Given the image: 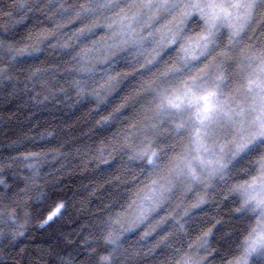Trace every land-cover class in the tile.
I'll list each match as a JSON object with an SVG mask.
<instances>
[{"label": "trees", "instance_id": "1", "mask_svg": "<svg viewBox=\"0 0 264 264\" xmlns=\"http://www.w3.org/2000/svg\"><path fill=\"white\" fill-rule=\"evenodd\" d=\"M139 1L109 8L115 0H0L4 52L41 49L18 60L0 54V264H100V257L109 264H229L256 227V215L236 213L242 197L232 190L260 176L264 146L202 184L175 180L171 161L188 134H176L177 119L157 115L149 94L175 69L168 70L174 45L156 38L148 50L138 44L130 51L131 42L117 36L121 17ZM85 7L94 11L85 15ZM156 17L137 39L161 31L165 22ZM255 19L236 59L264 52V6ZM186 29L194 37L202 25L193 20ZM227 43L225 34L217 51ZM226 71L236 82V62ZM77 81L87 88H75ZM147 147L162 155L155 168L139 159ZM41 193L46 201L37 199ZM53 202L66 207L42 226Z\"/></svg>", "mask_w": 264, "mask_h": 264}, {"label": "snow or ice", "instance_id": "2", "mask_svg": "<svg viewBox=\"0 0 264 264\" xmlns=\"http://www.w3.org/2000/svg\"><path fill=\"white\" fill-rule=\"evenodd\" d=\"M121 4H125V0H116L115 3H110L106 7L118 8ZM143 6L160 9L167 15L177 13L180 17L178 24L185 31L187 30L184 27L185 24H190L193 20H198L202 25L201 32L195 40L197 54L186 55L185 63L181 68L164 73L159 82L149 88L153 103L157 105V115L181 121L175 125L177 135L185 131L190 124L197 125L199 129L193 142L195 147L187 156L181 158L179 166L174 169L177 176L189 177L192 181L199 182L201 174L205 171H211L212 176L221 174L237 156L243 154L242 159L250 153L259 151L261 146H264V52H254L243 56L237 70L242 89L246 93V98L250 100L247 106L237 102L239 89L236 95L230 97L225 96V90L231 80L226 70H230L236 62V49L248 35L251 25L256 22V13L260 7L264 6V0H208V2L159 0V2H150ZM81 11L87 15L94 10L91 7H85ZM134 19L135 16H133ZM226 32L228 43L224 45L222 51H217L221 48ZM182 38V35L177 33L171 44L178 43ZM150 43L151 40L148 37L139 42L133 40L129 50H134L138 44ZM40 51L39 47H26L19 50L9 47L7 52H4V46L0 42V54L7 55L12 60L33 57ZM184 51L187 53L188 50ZM214 52L216 55L212 63L201 69L198 74L182 79L194 64L207 60ZM148 63L152 64L153 61L150 60ZM3 71L4 69H0V73ZM73 86L79 90L81 87L87 88L88 85L87 82L81 85V82L77 81ZM107 119L104 118L98 123H105ZM220 121H227L230 126L236 127L239 133V143L231 152V159L226 163L222 162L224 148L214 142L215 125ZM39 155V153L29 154L31 157ZM27 158L29 157H25ZM161 158V153L153 151L151 147L145 148L139 154V159L146 161L150 168L157 167V161ZM258 163L261 166V176L254 178L252 183L238 186L232 192L242 197L241 206L235 209L236 213L243 216L251 212L253 215H258L260 221H264V157H261ZM0 183L3 182L0 181ZM37 199L46 201L47 195L41 193ZM65 207L63 202H53L52 206L46 208L47 216L42 220V226L60 217ZM177 227L183 231V220L177 222ZM210 232L211 230L201 237L204 243ZM238 250L241 254L229 261V264H264V226L253 228L243 240L241 249ZM109 261V257H100V264H109Z\"/></svg>", "mask_w": 264, "mask_h": 264}, {"label": "rangeland", "instance_id": "3", "mask_svg": "<svg viewBox=\"0 0 264 264\" xmlns=\"http://www.w3.org/2000/svg\"><path fill=\"white\" fill-rule=\"evenodd\" d=\"M116 1V0H115ZM140 5L139 6H133L126 14L123 15V17H121V21H120V25L117 28V36L119 37V39L121 40L122 43H124L125 45L129 46V43L127 42H132L133 40H138L141 41L138 38H140L141 36V32H142V28L145 30L147 27L143 26L146 22L150 21L151 19H153L156 16L155 19H159L158 21H162L165 22L160 28L161 31L158 33L156 32L154 35H148L147 37L150 38L151 43L150 44H146L144 46H141L140 48L148 50L147 47L151 48L153 44H155V40L157 38V40H159L160 42H157L160 45H164L165 42H167L168 44L171 43V41L176 38L177 33H180L182 35V39L179 40L178 43L174 44V48L176 50L175 55H174V59H173V64L170 66V68L168 70H170L171 68H181L184 63H185V56H192V55H196L197 52L195 51V40L196 37L199 35V33L194 36V37H190V35L187 34V31H185L183 28H181L178 24V21L180 19L179 15L177 13H173L171 15H167L164 14L162 12V10L160 9H156V8H149V7H144L143 5H147L150 2H159V0H140ZM202 2H208V0H202ZM133 16H135V19L133 20ZM187 26V23L185 24L184 27ZM190 29V27H189ZM188 29V30H189ZM227 36V32L225 33ZM164 43H162V41ZM167 40V41H166ZM173 45V44H172ZM147 46V47H146ZM166 47V46H162ZM185 49H187V53H185ZM243 56H246V54H242L239 55L236 59V72L238 75V68L240 66V62L243 59ZM181 61V63L179 64V62ZM213 62V57H208L207 60H203L201 61L199 64H194L193 67H191L189 69V73H186L185 75L187 79L190 75H196L199 73V71L201 69L206 68L210 63ZM215 63H218L217 61H215ZM191 71V72H190ZM196 73V74H194ZM247 74V73H246ZM245 74V75H246ZM241 80L240 78L237 76L236 78V82L230 81L228 88L225 90V96H233L237 94V90L239 89V99H238V103L243 104L244 106H247L248 103L250 102L249 99L246 98V93L243 91L242 89V85L240 84ZM223 102V101H222ZM165 118L167 120H170L169 118H167L165 116ZM180 120H176V124L180 123ZM173 123V122H171ZM173 123V127H175V125ZM198 126L195 124H190L187 126L186 129V133L188 134V137L186 139L185 142V147H184V152L181 153V155L176 156L172 159L171 161V165L170 167L173 168V174L176 175L175 180L176 181H185V183H191L196 184L197 182L192 181L189 177H178L176 172L174 171L175 168H177L180 164L181 158L185 157L188 155V153L195 147V144L193 143L196 139V134L198 131ZM215 135H214V142L219 145L220 147L224 148V160L225 161L227 159V157L231 158V152L235 150L236 145L239 143V133L236 127H232L230 126L227 121H220L217 122L215 125V129H214ZM181 156V157H180ZM180 157V158H179ZM179 158V159H177ZM177 159V160H176ZM171 168V169H172ZM211 176V171H205L204 173L201 174L200 177V184L207 182L206 178ZM261 176V174H260ZM259 176V177H260ZM168 179L167 177L162 178L161 183H166ZM179 188H181V191L183 189L182 185L178 186ZM178 189V188H176ZM166 190V189H165ZM163 190L162 193L159 194V196L151 203V206L149 208V210L147 211V213H149L152 209H155L156 204L158 202H160L161 198L163 196H167L170 195L175 188H171L170 190ZM165 194V195H164ZM164 197V198H165ZM163 198V199H164ZM137 217L136 215V210L132 213V215L130 214V218L129 219H135ZM257 217V225L258 226H264V221H260L259 216L256 215ZM255 227V228H256ZM182 264H189L188 261H184L182 262Z\"/></svg>", "mask_w": 264, "mask_h": 264}]
</instances>
